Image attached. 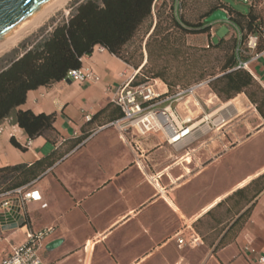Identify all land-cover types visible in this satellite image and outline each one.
<instances>
[{
    "label": "crops",
    "instance_id": "obj_1",
    "mask_svg": "<svg viewBox=\"0 0 264 264\" xmlns=\"http://www.w3.org/2000/svg\"><path fill=\"white\" fill-rule=\"evenodd\" d=\"M256 7L264 25V0ZM226 22L225 38L237 37L236 25L229 17ZM208 33L202 40L214 43L213 27ZM245 54L248 60L253 52ZM81 68L99 80L68 75L29 90L19 106L54 113L57 134L31 138L12 116L0 121V168L37 161L46 167L34 182L42 200L25 207L27 229L55 227L39 249L43 261L264 264V116L248 96L225 101L207 84L186 101L164 95L159 107L168 106L179 125L192 127L171 144L163 132L109 125L122 114L112 99L138 72L134 65L97 45ZM248 70L264 88V52ZM155 80L161 93L168 92ZM191 228L202 243L179 245V234ZM25 240L26 229L8 233L0 263Z\"/></svg>",
    "mask_w": 264,
    "mask_h": 264
},
{
    "label": "trees",
    "instance_id": "obj_2",
    "mask_svg": "<svg viewBox=\"0 0 264 264\" xmlns=\"http://www.w3.org/2000/svg\"><path fill=\"white\" fill-rule=\"evenodd\" d=\"M153 2L154 0H84L76 6L70 17L57 24L47 37L38 41H33L32 37L26 38L17 48L0 57V121L12 116L31 138L57 134L54 113L36 114L30 109L19 108L25 103L28 91L66 78L71 69L81 67L82 57L92 54L97 45L105 47L110 53L130 63L123 55L125 45L134 37L143 22L153 15ZM221 7L227 10L229 19L243 34L240 51H237L239 40L235 36L229 39L223 37L213 43L218 47L230 43V53L225 55L218 72L205 75L203 66H199L196 60L193 64L186 65L183 75L180 74V69L171 72L170 76L165 68L158 69L155 65L149 67L148 63L153 55L150 48L152 40L158 42L157 54L160 56L164 54L165 43L170 42V35H163L164 31L160 23H157L147 42L148 61L138 71L134 83L149 80L148 74H151V77L162 78L169 87V93H174L178 88L209 80V86L222 100H230L244 92L264 116V88L249 70L237 68L239 59L248 58L244 53L248 49L243 42L249 33L260 31L262 21L252 7L248 13L234 10L226 3H222ZM217 9L219 8H213L203 21L193 24L183 22L182 16H176L172 8L171 22L182 33L209 32L212 22L206 19ZM263 48L261 39L257 51ZM187 49L193 50L186 47V50H173L171 54L174 58L186 54L187 58L197 55L196 51L188 52ZM180 79L189 83L181 85L178 82ZM191 80L194 82L190 83ZM12 141L21 147L14 138ZM45 169L42 161L32 165L1 167L0 192L35 181ZM246 213L247 211L236 222Z\"/></svg>",
    "mask_w": 264,
    "mask_h": 264
},
{
    "label": "built area",
    "instance_id": "obj_3",
    "mask_svg": "<svg viewBox=\"0 0 264 264\" xmlns=\"http://www.w3.org/2000/svg\"><path fill=\"white\" fill-rule=\"evenodd\" d=\"M165 0H154L153 15L157 8ZM247 3L251 6L255 0H237ZM181 0H172L173 11L177 16ZM242 31L237 28V38L239 45L237 51L242 50L240 41L242 40ZM264 39V25L260 26L259 32L249 33L243 42L246 48L253 52L248 60L240 59L237 68L249 69V64L264 52V49L257 51L259 42ZM209 46V45H207ZM101 49L105 47L99 45ZM106 49V48H105ZM139 71V70H138ZM138 73V72H137ZM128 78L115 92L112 102L117 105L122 116L111 121L109 125L118 127L123 131L135 130L139 134L151 132H163L167 141L171 144L178 143L190 134L192 127L179 125L175 118L174 112L168 107H159L161 98L169 93H161L156 84V80H147L135 84L134 80L137 75ZM69 75L77 80L86 79L99 80V76L92 71H85L83 68L71 69ZM209 85V80H204L187 87L178 88L173 97L176 101L187 100L188 97L195 94V91L203 85ZM167 85V84H166ZM168 86V85H167ZM87 120H91L90 115H86ZM186 123L191 122V118L185 119ZM30 144V142H29ZM156 177H152L156 182ZM34 182L18 186L0 192V229L3 233L15 232L19 229H26V240L23 243L12 246L11 251L1 260L0 264H47L41 258L39 249L44 240L55 230L54 226L45 227L39 231L27 229L28 217L25 210L27 203L32 201H41L40 191L35 188ZM46 207L47 204L43 203ZM178 243L181 246L195 247L202 243V237L194 229L183 230L178 237ZM260 262H264V257H260Z\"/></svg>",
    "mask_w": 264,
    "mask_h": 264
},
{
    "label": "rangeland",
    "instance_id": "obj_4",
    "mask_svg": "<svg viewBox=\"0 0 264 264\" xmlns=\"http://www.w3.org/2000/svg\"><path fill=\"white\" fill-rule=\"evenodd\" d=\"M84 0H68L66 5L60 9L55 10L49 17H47L41 25L27 33L15 46L10 47L5 50L0 57L11 52L13 49L17 48L19 44L26 38L32 37L33 41H38L42 38L47 37L53 30V28L68 19L71 13L75 10L76 6ZM227 3L234 10L240 11L242 13H248L250 6L247 3L237 1V0H222ZM220 0H181L179 5V10L177 16H182L183 22L187 21L189 23H199L205 19L206 14L210 12L213 8H219L227 11L222 8V3ZM259 0H256L255 4L251 6L255 13L258 14L257 5ZM172 0H165L157 8L155 15H152L146 19L143 24L139 27L134 37L125 45L123 55L130 64L134 65L136 69L140 70L141 67L147 63L149 55V47L147 46L148 39L153 32L157 23H160L162 27L163 35H170V42L165 43L166 48L164 49L163 55L157 54L158 42L153 39L150 48L153 51V55L148 63V66L153 65L158 69L165 68L168 75L175 72V70L180 69L181 75L187 64H193L196 60L198 65L203 66L205 70V75L211 72H218L221 65L224 62L225 55L230 53V43H224L221 46H215L210 40L204 41L203 37L207 35L208 32L203 33H182L176 26L172 24ZM175 14V13H174ZM259 15V14H258ZM214 36L212 41L217 43L220 38L227 36L230 32V24L226 22L225 19L216 20L212 22ZM42 29V30H41ZM209 31V35H210ZM234 36V35H233ZM229 36L226 39H229ZM159 39V38H158ZM209 45V46H207ZM188 52L196 51L197 55L190 56L187 58V54L180 55L178 58H174L171 52L173 50L182 49ZM242 47V45H241ZM245 53V52H244ZM201 55L200 58H198ZM189 57V56H188ZM138 66V67H137ZM198 67V66H197ZM170 71V72H169ZM172 72V73H171ZM149 80H162L160 77H151V74H148ZM171 76V75H170ZM179 84H187L185 79H180ZM194 80H191L190 83H193ZM244 93V92H242ZM246 94V93H245ZM238 95V94H237ZM236 95V96H237ZM247 95V94H246ZM249 98V97H248ZM255 105V104H254ZM256 107V106H255ZM8 237V233H3L0 229V259L4 256L5 252L8 250V247L5 245V240Z\"/></svg>",
    "mask_w": 264,
    "mask_h": 264
},
{
    "label": "water",
    "instance_id": "obj_5",
    "mask_svg": "<svg viewBox=\"0 0 264 264\" xmlns=\"http://www.w3.org/2000/svg\"><path fill=\"white\" fill-rule=\"evenodd\" d=\"M56 0H0V44L36 18ZM228 19L227 11L215 10L208 22Z\"/></svg>",
    "mask_w": 264,
    "mask_h": 264
},
{
    "label": "bare ground",
    "instance_id": "obj_6",
    "mask_svg": "<svg viewBox=\"0 0 264 264\" xmlns=\"http://www.w3.org/2000/svg\"><path fill=\"white\" fill-rule=\"evenodd\" d=\"M68 0H56L48 8H46L42 13H40L31 22L25 25L22 29L0 44V54L10 47L15 46L27 33L41 25V23L49 17L55 10L62 8L66 5Z\"/></svg>",
    "mask_w": 264,
    "mask_h": 264
}]
</instances>
